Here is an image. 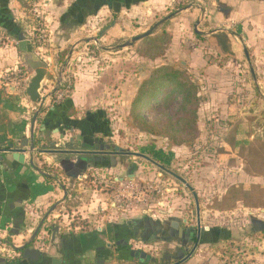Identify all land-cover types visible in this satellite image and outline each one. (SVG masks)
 Wrapping results in <instances>:
<instances>
[{"label":"crops","instance_id":"0c3cea01","mask_svg":"<svg viewBox=\"0 0 264 264\" xmlns=\"http://www.w3.org/2000/svg\"><path fill=\"white\" fill-rule=\"evenodd\" d=\"M184 1L43 0L41 10L49 41L48 46L33 45V51L47 64L48 75L42 100L35 108L24 95L34 71L24 64V52L19 46V41L31 39L32 36L35 40L37 36L25 25L29 4L26 0H0V31L15 42L0 46V254L8 248L12 247L14 251V248L26 245L27 241L20 246H8L6 241L8 238L32 239L35 228L47 211L55 204L57 207L67 204L71 197L70 188L77 180L83 179L89 167H116L117 158L123 153L120 147L111 145L108 140L116 138L113 130L115 126L122 128L124 121L121 114L131 108L140 87L139 69L135 75L130 69L134 62L139 61V54H118L124 52L121 48H127L123 45L150 31L165 19L163 17L167 13L172 17L158 30L169 36L167 59H189L191 63L184 62L185 65L205 71L206 76L200 79V84L203 83L201 91L209 92L213 99H206L200 93L201 103L207 101L208 107L220 114H228L232 108L242 114L247 109V105H228L224 102L229 94L231 79L226 68L214 69V66H209L208 59H213L214 53L216 58L221 55L222 58L246 59L255 86L253 93L258 92L264 101V0H197L191 7L187 4L184 9H176ZM218 33L229 36L232 54L223 53L215 38ZM208 43L213 51H207L205 46ZM86 47L96 48L100 58L81 53V48L85 50ZM68 48L66 69L72 64L74 87L57 102L60 94L59 59ZM75 59L79 62H75ZM96 59L110 60L101 64ZM142 60L153 67L148 59ZM109 62H113L111 66ZM254 63L262 68L255 69ZM152 72L143 70L141 81ZM238 79L246 80V74L239 75ZM38 109L40 113L33 124ZM203 110L198 111L199 126L204 122ZM34 141L38 143L35 151L30 152ZM11 145L26 151L23 154L24 163L16 161L13 154L7 151ZM116 147L122 154H110ZM54 151L70 152L60 154ZM81 151H99L101 154L90 155L107 160L95 164L90 161L89 154ZM131 154L149 159L144 154L127 153ZM43 166L59 171L63 183L58 185L57 180L54 183L49 181L46 176L56 171H45ZM19 219L22 220L21 228L16 229L15 221ZM253 221L264 224L261 219L253 218ZM112 226L114 238L118 239L122 236L119 233L121 224ZM54 227L53 233L49 234L50 243L42 246L38 243L28 249L23 262L19 264H82L84 260L91 261V253L95 254L97 264L103 262L97 259V255L103 253L104 247L100 245L99 249L84 250L80 244L81 234L72 237L71 228L63 232L61 228ZM214 229H205L206 233L212 232V235L209 233L202 245L217 243L222 239L221 234L213 232ZM97 231L108 235L109 229ZM211 236L214 240L212 243ZM109 246L107 244L106 248ZM196 250L197 247L186 260H190ZM0 264H11V261L1 255Z\"/></svg>","mask_w":264,"mask_h":264},{"label":"rangeland","instance_id":"374dc122","mask_svg":"<svg viewBox=\"0 0 264 264\" xmlns=\"http://www.w3.org/2000/svg\"><path fill=\"white\" fill-rule=\"evenodd\" d=\"M190 3H197V0L184 1L186 5ZM169 15L167 13L163 18ZM159 28L135 46L121 48L124 52L118 54H139V61L130 66L133 75L139 69V85L149 80L156 69L169 66L182 71L187 80L199 86L203 97L211 99L209 92L201 91L203 83L200 84V79L206 76L204 70L185 65L184 62L191 63L189 59H167L169 36L158 32ZM48 33L46 29L42 47L48 46ZM205 41L208 42L207 39ZM205 47L208 52L212 50L209 43ZM80 52L100 58L96 48H81ZM67 57L69 48L60 55L58 73L60 75L64 71L67 81L74 87L72 64L66 69ZM212 57L208 59L209 66L226 68L231 79L224 102L247 105V109L242 114L233 108L228 114H220L212 111L207 101L202 102L198 108V111L205 109L202 126L198 125V118L195 126L190 124L191 135L186 132L175 138L169 125L186 118V114L178 113L181 96L171 99L168 111L156 103L142 104V109L140 104H132L121 114L122 128L115 126L113 130L116 138L108 140L123 152L117 158L116 167H89L83 179L77 180L70 188L71 197L67 204L58 206L49 216L50 221L43 225L41 238L34 247L38 243L43 245L42 240L47 237L45 229L53 225L63 232L71 228L72 237L97 234L95 236L101 239L100 245L104 247L103 253L97 255V259L103 260L101 264H173V242L146 241L140 233L132 238L127 222L152 219L163 224L177 219L188 221L189 226L201 222L204 229H224L231 234L229 240L222 237L217 243L201 244L191 259L183 264H264L263 227L255 230L251 222L253 218L264 221V101L258 92L253 93L255 86L246 59L222 58L221 55L216 58V53ZM143 58L152 62L153 70L151 64H147L149 62H143ZM96 60L106 64L110 59ZM75 62L79 60L75 59ZM112 63L109 62L110 66ZM253 66L262 68L256 63ZM142 69L153 71L143 81ZM243 74H246V80H239V75ZM166 91L169 89L164 93ZM230 143L240 145L235 148ZM127 153L144 154L167 171L141 156ZM116 223L123 228L118 239L114 238V230L113 235L97 231H106ZM30 240L28 237L27 240L23 237L7 239L14 246ZM126 241L128 245H122ZM107 244H110L109 248H106ZM11 248L1 252L0 256L5 255L12 261L18 254ZM133 253H139V256L135 257ZM149 256L150 260H146ZM90 257L91 261L87 259L82 264H97L95 254L91 253Z\"/></svg>","mask_w":264,"mask_h":264},{"label":"trees","instance_id":"16d2710c","mask_svg":"<svg viewBox=\"0 0 264 264\" xmlns=\"http://www.w3.org/2000/svg\"><path fill=\"white\" fill-rule=\"evenodd\" d=\"M187 5L181 4L178 5L177 9H184ZM174 14V12L172 13ZM36 36V40L38 39V32ZM215 38L221 47L223 53L230 55L232 54L231 46H230V39L229 36L226 33H218L215 35ZM18 77V76H16ZM166 89H169V91H166ZM175 96H181L180 106L178 113H184L186 114V118L181 120V122H184L183 125H181V122H176L169 125V128L173 130L174 137L180 138L183 133L187 132V135H191L189 129L191 130L190 124L193 126L196 125L198 122V108L202 101L200 96V88L197 84L191 82L190 80H187L186 75L182 71H178L175 69L170 68L169 66H163L161 68L156 69L152 76H150L149 80H147L145 83H143L139 87V91L137 94V97L134 101V105H141L140 109H142V104L145 106V103L147 104H153L156 103L161 107H165L166 110H170L169 108L171 105H168V103L171 101V99ZM236 142V141H235ZM234 142V143H235ZM35 147L38 143V141H34ZM244 144L246 142H243ZM232 147L237 148L238 144L232 145ZM43 170L45 171H57L53 168H49L47 166H43ZM55 177H51L50 175H47L46 178L51 182H56L57 175L59 172H55ZM45 224V223H44ZM48 233L47 237L43 238V245H48L50 243L49 240V234L51 233V228L45 229ZM113 227L111 226L108 232V235L110 233L113 235ZM213 232L220 235L221 238L225 240H229L231 234L224 230V229H214ZM40 234H38V238L36 240L31 241L26 245L23 249L20 251L14 250L17 254H19L18 257L13 258V263H20L24 259L25 252L28 249H32L34 246V243L40 238ZM95 235V233H91L90 235H81L80 236V244L84 250L92 249L97 247L101 243V239H98ZM101 235V234H100ZM210 241V240H209ZM210 242H214L210 241Z\"/></svg>","mask_w":264,"mask_h":264},{"label":"flooded vegetation","instance_id":"af4514ba","mask_svg":"<svg viewBox=\"0 0 264 264\" xmlns=\"http://www.w3.org/2000/svg\"><path fill=\"white\" fill-rule=\"evenodd\" d=\"M88 156L90 158V161L95 163V164H98L99 162L107 160L105 157H99L98 158L97 156H93V155H88ZM144 159H146L147 161H149L151 163H154L155 165L158 164L150 158H149L150 160L147 158H144ZM161 169H163V168H161ZM163 170H165V169H163ZM165 171H167V170H165ZM200 224H201V222H200ZM127 226L129 229L128 231H130L129 235L132 238L138 236L140 233V237L146 241H147V239H149L152 241H156V240L159 241L160 240L163 242H165V241L173 242V244L175 245L172 247L173 261L175 262L173 264H183L186 261H188L189 259L186 260V258L193 251V249L195 247L198 248L199 245L201 244V242L203 241V239H205L209 235V233H211V235H212V232L206 233L207 230H205L201 226V228L204 229V231H202V233L199 236V232H198L199 222L197 223L196 226H194V225L189 226L188 221L177 220V219L165 221L163 224L160 221H153L152 219H144V220H139V221L137 220V221L127 222ZM54 228H55L54 226L51 227V233H53ZM119 233H120V235H122V230H120ZM36 238H38V236ZM36 238L31 239L29 241V243L31 241L36 240ZM198 240H199V244L197 246ZM210 240L213 241L212 236H211ZM6 242L8 245L10 244L8 241H6ZM122 245L127 246L128 242L126 241ZM95 248L96 249L101 248L100 244ZM133 255L135 257H138L139 253H133ZM168 257L171 258V256H168ZM145 259L150 260V256L145 258ZM23 260L21 262H23ZM11 264H16V263H13L11 261ZM17 264H19V263H17Z\"/></svg>","mask_w":264,"mask_h":264},{"label":"water","instance_id":"95a60500","mask_svg":"<svg viewBox=\"0 0 264 264\" xmlns=\"http://www.w3.org/2000/svg\"><path fill=\"white\" fill-rule=\"evenodd\" d=\"M118 12H119V10H118ZM171 17H172V15L166 17L161 22L156 24L150 31H148L147 33H145V34L133 39L131 42L126 43L125 45H123V47L133 46V45H135V43L139 42L140 40H143V39L149 37L158 27H160L164 22H166ZM19 46H20L21 50L24 52V54H23V62H24V64L34 71V74L31 76V78L28 81V85H27V87L25 89L24 95H25V98L28 99L34 105V107L36 108L37 104L39 103V101L42 100V92L44 90V83L46 82L47 75H48V66L45 63V61L40 59L34 53L33 45L31 44L30 41H28V40L19 41ZM39 113H40V109H38V112H37V114L34 117L33 124H35ZM7 151L9 153L13 154V158L16 161H18L20 163H24V155L23 154H25V152H26L25 150L15 148L13 145H11L9 147V149H7ZM34 151H35V143L33 142L32 145H31V148H30V152H34ZM42 152H45V151H42ZM54 152H58V153L61 154V153H66V152H70V151H54ZM80 153L89 154V155L90 154H101L99 151H91V152L90 151H81ZM120 153H121L120 149L118 147H116L114 152L110 153V154L117 155V154H120ZM106 154H109V153H106ZM30 164L33 165L34 164L33 161H31ZM56 208H57V204H55L53 207H51V209L44 215V217L42 218L41 222L39 223L37 229L35 230L32 239H35L38 236V234L41 231L44 223L46 222L48 217L53 213V211ZM21 221H22L21 219L15 221L16 229H20L21 228V223H22ZM252 225H253L255 230H260L263 227V231H264V224L263 223L258 222V221H253ZM202 231H204V229L201 228V224L199 222V227H198L199 236L202 233ZM198 244H199V240L197 242V245ZM26 245H28V243ZM26 245H24L23 247H20V248L16 247V248H14V250L20 251Z\"/></svg>","mask_w":264,"mask_h":264},{"label":"built area","instance_id":"2783aa9c","mask_svg":"<svg viewBox=\"0 0 264 264\" xmlns=\"http://www.w3.org/2000/svg\"><path fill=\"white\" fill-rule=\"evenodd\" d=\"M26 1H27V4H29V15L25 21V25L28 29L38 32L37 40L36 39L34 40V36H32L31 39H28V41H30L31 44L34 46L42 47L45 41L44 34L46 33V29H47L46 24H45V19L43 17V13L41 10V4H43V0H26ZM194 4L195 3H190L188 7H191ZM10 43L13 44L15 42H13V40L9 36H7L4 32L0 31V46H8ZM65 74L66 73L64 71H62L60 74L59 86H58L60 90V94L58 95L57 102L62 100L64 94L69 93L72 88V84L70 81H67ZM51 176L55 177V173L54 172L51 173ZM57 176L56 177H57L58 185L62 184L63 178L59 175Z\"/></svg>","mask_w":264,"mask_h":264}]
</instances>
